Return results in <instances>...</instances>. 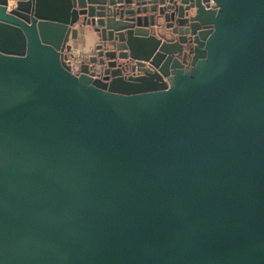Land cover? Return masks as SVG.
Instances as JSON below:
<instances>
[{
    "label": "water",
    "instance_id": "obj_1",
    "mask_svg": "<svg viewBox=\"0 0 264 264\" xmlns=\"http://www.w3.org/2000/svg\"><path fill=\"white\" fill-rule=\"evenodd\" d=\"M0 264H264V0H0Z\"/></svg>",
    "mask_w": 264,
    "mask_h": 264
},
{
    "label": "crops",
    "instance_id": "obj_2",
    "mask_svg": "<svg viewBox=\"0 0 264 264\" xmlns=\"http://www.w3.org/2000/svg\"><path fill=\"white\" fill-rule=\"evenodd\" d=\"M97 42L98 36L94 29L88 24L78 22L70 37L72 48L69 53L79 59L88 57L95 53Z\"/></svg>",
    "mask_w": 264,
    "mask_h": 264
},
{
    "label": "built area",
    "instance_id": "obj_3",
    "mask_svg": "<svg viewBox=\"0 0 264 264\" xmlns=\"http://www.w3.org/2000/svg\"><path fill=\"white\" fill-rule=\"evenodd\" d=\"M75 59H76V57L73 54H70V53L68 54V60L70 61L71 65L73 67L75 66Z\"/></svg>",
    "mask_w": 264,
    "mask_h": 264
},
{
    "label": "flooded vegetation",
    "instance_id": "obj_4",
    "mask_svg": "<svg viewBox=\"0 0 264 264\" xmlns=\"http://www.w3.org/2000/svg\"><path fill=\"white\" fill-rule=\"evenodd\" d=\"M75 71H77V69H75Z\"/></svg>",
    "mask_w": 264,
    "mask_h": 264
}]
</instances>
